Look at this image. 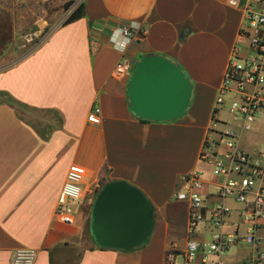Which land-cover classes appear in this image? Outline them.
<instances>
[{
  "label": "crops",
  "instance_id": "0c3cea01",
  "mask_svg": "<svg viewBox=\"0 0 264 264\" xmlns=\"http://www.w3.org/2000/svg\"><path fill=\"white\" fill-rule=\"evenodd\" d=\"M74 1L82 5L81 16L52 28L8 66L2 63L14 46L15 26L0 6V94L11 100L0 96V264H11L18 248L38 251L35 264H163L172 249L176 258L182 253L187 236L188 203H170L179 178L194 170L207 171L209 178L200 152L247 0ZM110 21L136 22L146 33L122 54L105 44L102 22ZM148 55L180 65L191 81L183 117L144 123L130 113L128 78L114 76L113 68L122 57L133 66ZM93 107L100 109L98 124L87 120ZM222 113L225 108L217 117L229 120ZM228 126L238 131L230 120ZM255 130L264 131V124ZM254 144L248 150L240 135L251 155L264 149V143ZM73 164L85 176L69 226L55 217V206ZM110 180L136 186L155 207V231L142 249L125 253L88 245L96 186ZM238 222L234 213L225 230L232 232ZM248 252L237 244L226 264H243Z\"/></svg>",
  "mask_w": 264,
  "mask_h": 264
},
{
  "label": "built area",
  "instance_id": "2783aa9c",
  "mask_svg": "<svg viewBox=\"0 0 264 264\" xmlns=\"http://www.w3.org/2000/svg\"><path fill=\"white\" fill-rule=\"evenodd\" d=\"M243 9L239 43L231 51L200 152L210 179L207 171L194 170L179 178L173 195L175 200L188 203L187 236L178 255L180 264H226L225 256L239 243L249 248L243 264H264V149L251 155L240 145V135L254 133L257 124H264V0H247ZM102 26L106 30L105 44L122 54L146 33L141 24L131 21L102 22ZM48 35L41 39L33 33L25 40L40 39L37 46ZM89 47L91 53L96 51L94 38ZM131 70L132 65L122 57L113 75L129 78ZM223 108L238 131L228 126L229 120L217 117ZM87 120L98 124L100 109L93 107ZM84 176L83 167H69L55 206V217L64 225L75 222ZM231 203L240 209L234 212ZM234 213L239 222L232 232H227L225 228ZM37 258L38 251L18 248L11 264H35ZM163 264H177L175 249Z\"/></svg>",
  "mask_w": 264,
  "mask_h": 264
},
{
  "label": "water",
  "instance_id": "95a60500",
  "mask_svg": "<svg viewBox=\"0 0 264 264\" xmlns=\"http://www.w3.org/2000/svg\"><path fill=\"white\" fill-rule=\"evenodd\" d=\"M193 87L183 68L160 55L142 56L127 80L130 113L157 123L185 115ZM156 210L136 186L110 180L96 192L90 208L88 235L98 249L130 253L149 244L156 227Z\"/></svg>",
  "mask_w": 264,
  "mask_h": 264
},
{
  "label": "rangeland",
  "instance_id": "374dc122",
  "mask_svg": "<svg viewBox=\"0 0 264 264\" xmlns=\"http://www.w3.org/2000/svg\"><path fill=\"white\" fill-rule=\"evenodd\" d=\"M79 4V1L74 0L64 2L60 0H0V6L4 8L8 20L11 17V25L15 26L14 46L7 52L2 64H7V66L12 64L34 48L36 42L40 40L32 39L26 42L27 35L38 33L39 38H44L52 28L64 23ZM41 25L45 27L41 28ZM221 117L227 118L224 113ZM242 139L247 149L250 150L255 145L254 143L260 145L264 143V131H256L255 134L243 133ZM173 202L172 196L170 203L173 204ZM176 206L177 209H183L182 204H176ZM88 245L92 246L90 242ZM238 248L246 250V245L239 243ZM180 261L178 256L176 263L180 264Z\"/></svg>",
  "mask_w": 264,
  "mask_h": 264
},
{
  "label": "trees",
  "instance_id": "16d2710c",
  "mask_svg": "<svg viewBox=\"0 0 264 264\" xmlns=\"http://www.w3.org/2000/svg\"><path fill=\"white\" fill-rule=\"evenodd\" d=\"M82 15V5H79L73 12H72V14L68 17V19L65 21V23L66 22H69V21H71V20H73V19H76V18H78L79 16H81ZM32 50V49H31ZM30 50V51H31ZM30 51H28L27 53H29ZM26 53V54H27ZM25 54V55H26ZM0 96H1V98L3 99V101H8V102H10L11 100L5 95V94H0ZM140 120V119H139ZM141 122H144V123H147V122H149V121H143V120H141ZM107 182V181H106ZM106 182H102L101 184H100V187L104 184V183H106Z\"/></svg>",
  "mask_w": 264,
  "mask_h": 264
}]
</instances>
